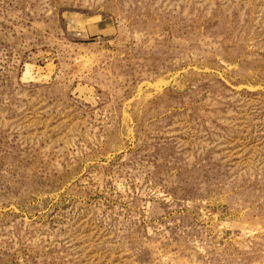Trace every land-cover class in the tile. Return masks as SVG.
<instances>
[{
	"label": "rangeland",
	"instance_id": "1",
	"mask_svg": "<svg viewBox=\"0 0 264 264\" xmlns=\"http://www.w3.org/2000/svg\"><path fill=\"white\" fill-rule=\"evenodd\" d=\"M0 264H264V0H0Z\"/></svg>",
	"mask_w": 264,
	"mask_h": 264
}]
</instances>
